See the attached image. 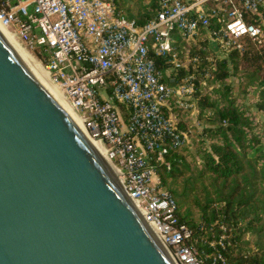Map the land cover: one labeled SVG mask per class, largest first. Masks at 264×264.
<instances>
[{
    "label": "built area",
    "instance_id": "2783aa9c",
    "mask_svg": "<svg viewBox=\"0 0 264 264\" xmlns=\"http://www.w3.org/2000/svg\"><path fill=\"white\" fill-rule=\"evenodd\" d=\"M16 1L0 0L7 31L30 53L37 50L172 257L204 264L157 163L186 143L179 113L196 108L218 59L247 45L264 51V0H153V16L141 25L126 17L122 0ZM222 244L209 241L214 249ZM214 256L224 263L217 249Z\"/></svg>",
    "mask_w": 264,
    "mask_h": 264
},
{
    "label": "water",
    "instance_id": "95a60500",
    "mask_svg": "<svg viewBox=\"0 0 264 264\" xmlns=\"http://www.w3.org/2000/svg\"><path fill=\"white\" fill-rule=\"evenodd\" d=\"M0 264H179L1 31Z\"/></svg>",
    "mask_w": 264,
    "mask_h": 264
},
{
    "label": "trees",
    "instance_id": "16d2710c",
    "mask_svg": "<svg viewBox=\"0 0 264 264\" xmlns=\"http://www.w3.org/2000/svg\"><path fill=\"white\" fill-rule=\"evenodd\" d=\"M125 14L140 25L153 16L146 8H129ZM156 61L164 69L162 59ZM216 65L207 81L218 84L213 88L217 97L200 95L199 117L208 124L204 135L217 141L210 150H199L202 167L187 161L181 148H170L165 161L157 163V174L176 199L180 221L192 229L204 264H264V141L246 115L248 107L234 95V80L228 79H241L237 86L243 100L253 97L247 94L256 86L260 93L255 106L264 113V51L247 45ZM202 67H209L206 59ZM182 122L180 127L188 129ZM221 238L222 245L209 246ZM216 249L224 263L214 259Z\"/></svg>",
    "mask_w": 264,
    "mask_h": 264
},
{
    "label": "rangeland",
    "instance_id": "374dc122",
    "mask_svg": "<svg viewBox=\"0 0 264 264\" xmlns=\"http://www.w3.org/2000/svg\"><path fill=\"white\" fill-rule=\"evenodd\" d=\"M148 1L149 0H131V1L122 0L120 6L123 9V11H124V8L125 9L130 8L131 12H136L139 9L147 8ZM30 51L32 55L34 54L36 57L38 56L40 57L37 50L32 51L30 49ZM201 51H204V50H201ZM210 55H213L212 52L210 53ZM36 57L35 59H37ZM228 79L234 80L236 84V86H234L233 88L234 95L237 96V101H239L240 103H244V106L248 107L249 110L247 111L246 115L250 116L251 120H253L254 131L258 133V135H260L264 141V113L260 110L259 112L258 108L255 106V104L259 101L260 90L255 88L256 86H251L249 88L250 92L247 95L248 97L250 96H253V97L248 98V100L247 99L243 100V96L242 94H240V91L242 90L239 91L238 86H237L239 83L238 80H241V79L239 77H236L235 75L231 76ZM217 85L218 84L216 83L209 84L207 81L206 84L200 87L199 93L197 94L196 108L189 109V110H183L179 113L181 117V121L187 123L188 129L186 130H188L189 132L187 141L182 146L181 152L182 154L186 156L187 161L192 162L193 164H196L198 167H202V162H203L202 157L199 154V150H203L204 148H207L208 150H210L211 149L210 144L214 141H217L216 139L213 140L209 137H206V135H204L203 129L208 124L204 120L200 119L199 117L200 112H201L199 99H200V95H207V94L215 99L217 97V94L213 92V88L216 87Z\"/></svg>",
    "mask_w": 264,
    "mask_h": 264
},
{
    "label": "bare ground",
    "instance_id": "6f19581e",
    "mask_svg": "<svg viewBox=\"0 0 264 264\" xmlns=\"http://www.w3.org/2000/svg\"><path fill=\"white\" fill-rule=\"evenodd\" d=\"M0 31L4 34V36L9 41V43L28 61V63L34 68V70L46 82V84L49 86V88L61 99V101L66 105V107L71 111V113L75 116V118L79 121V123L83 127L81 121L75 115L72 106L63 97L60 88L52 81L50 74H49V71L44 67V65L40 61L35 59V57L27 49H25L22 45H20V43L12 36V34H10L7 31L6 27L2 24L1 21H0ZM83 129L85 130L84 127H83ZM85 132H86V130H85ZM86 134H87V137L89 138V140L91 141L92 145L96 149V151L108 163V165L111 167V169L114 171V173H116L119 176V170L110 161V159L108 158V156H107L104 148L101 146V144L97 140H95L93 137H91L87 132H86ZM151 226H152V224H151ZM154 230H155V228H154Z\"/></svg>",
    "mask_w": 264,
    "mask_h": 264
},
{
    "label": "crops",
    "instance_id": "0c3cea01",
    "mask_svg": "<svg viewBox=\"0 0 264 264\" xmlns=\"http://www.w3.org/2000/svg\"><path fill=\"white\" fill-rule=\"evenodd\" d=\"M153 7H154L153 0H151V1L149 0V1H148V6H147L146 10L152 13ZM125 10H126V9L124 8V12H125ZM152 14H153V13H152Z\"/></svg>",
    "mask_w": 264,
    "mask_h": 264
}]
</instances>
